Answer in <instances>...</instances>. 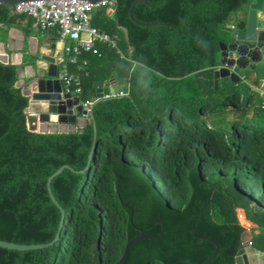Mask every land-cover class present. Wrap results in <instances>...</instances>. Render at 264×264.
<instances>
[{"label": "trees", "instance_id": "1", "mask_svg": "<svg viewBox=\"0 0 264 264\" xmlns=\"http://www.w3.org/2000/svg\"><path fill=\"white\" fill-rule=\"evenodd\" d=\"M111 1L113 15L99 8L92 24L118 36L124 58L96 45L82 54V71L69 67L82 101L95 99V82L127 81L126 96L93 105L95 136L90 122L74 133L28 131V98L15 84L29 58L0 63V240L51 242L60 213L46 182L63 165L73 169L50 184L65 211L55 244L0 248V264H117L137 229L151 238L132 245L125 264H203L215 250L207 239L219 248L210 264H234L241 210L264 256L262 100L239 84L213 86L219 43L234 33L229 19L252 0H146L132 16L161 24L149 27L130 20L135 0ZM34 25L0 5V42L12 28L29 37Z\"/></svg>", "mask_w": 264, "mask_h": 264}, {"label": "water", "instance_id": "2", "mask_svg": "<svg viewBox=\"0 0 264 264\" xmlns=\"http://www.w3.org/2000/svg\"><path fill=\"white\" fill-rule=\"evenodd\" d=\"M37 1L50 2L54 0H0V5L16 8L20 4ZM81 1L96 4L102 0ZM145 3L146 0H135L130 5L128 10L130 20L138 26L161 25L160 23H140L134 19L132 16L133 9L139 4ZM229 22L232 24L234 33L228 41L219 43L218 67L213 72L215 90L218 86L222 88L228 84H238L240 81L239 71H255L258 69V72H261L260 76L264 75V0H252L240 12L231 16ZM63 47L64 44L62 42H59V44L54 43L48 49L50 53L46 52L47 49H39L37 53L30 55L28 66L32 68L34 75L27 79L23 78L24 81L22 82L18 80L15 84L16 88L22 87L23 95L28 98V106L25 110L27 129L33 133L66 134L80 131L86 122H90L95 136L96 127L92 112L89 116V121H86L81 116L80 98L72 96L70 93H65L62 90L60 81L57 79V67L63 63ZM0 63L14 65L6 53H0ZM23 71L24 68L22 70L19 69V78L22 76ZM93 88L95 89L94 104L110 97L123 98L127 95V87L124 84H118L114 79L107 82H95ZM73 107L76 108V114L72 112ZM79 120H83V123L78 124ZM49 125H70L71 129L64 127L61 129L49 128ZM94 148L95 137L90 149L89 159L92 157ZM64 170L73 172L71 167L63 165L50 175L46 182L50 201L60 213L59 226L53 240L47 244L37 245H23L0 240V248L22 252L41 250L55 244L64 224L65 211L52 194L50 184ZM130 224L132 225V217H130ZM137 230L140 234L126 242L117 264H125L132 245L141 240L151 238L144 235L140 229ZM247 234L248 230H245L241 235L242 244L235 255L234 264H264V258L262 256L257 258L254 247L248 245V241H246ZM207 240L215 246V250L212 256L204 261L203 264H210L218 256V245L211 239Z\"/></svg>", "mask_w": 264, "mask_h": 264}, {"label": "built area", "instance_id": "3", "mask_svg": "<svg viewBox=\"0 0 264 264\" xmlns=\"http://www.w3.org/2000/svg\"><path fill=\"white\" fill-rule=\"evenodd\" d=\"M99 8H104L107 15L111 16L114 12V2L102 0L92 4L81 0L37 1L20 4L15 8L18 13H25L34 19L35 25L41 31H56L59 41L64 44L63 53L66 58L57 73V79L61 83L62 90L72 96L79 97L81 93L80 76L70 73L68 68L74 66L76 70L82 71L87 65L85 61H79L83 53L91 51L96 45H105L124 58L120 53L118 36H111L100 31L92 24L93 14ZM255 91L262 100L260 106L263 109L264 83L260 84ZM93 105L94 100L82 101L80 99L79 101L81 116L86 121H89ZM72 112L76 114L75 107ZM248 245L252 246L251 241H248Z\"/></svg>", "mask_w": 264, "mask_h": 264}, {"label": "crops", "instance_id": "4", "mask_svg": "<svg viewBox=\"0 0 264 264\" xmlns=\"http://www.w3.org/2000/svg\"><path fill=\"white\" fill-rule=\"evenodd\" d=\"M108 15L110 16V14ZM34 27L35 29L29 37H26L24 33L18 29H15V28L10 29L8 31L6 40L3 43H0V53H6L9 56V59L12 61V63L16 66H21L23 62H26L27 58H29L30 55L37 53L39 49H42V50L47 49L46 52L50 53V51L48 50L49 47L54 43L59 44L60 42L58 39L57 33L54 30L45 32V31H41L40 29H38L36 25H34ZM53 31L55 32V34L52 33ZM65 59L66 58L63 53V61H65ZM81 59H82V56H80L79 61ZM85 62L87 63V61ZM63 64L64 62L61 65ZM28 65L29 63L24 67L22 76L19 78L20 82L34 75V71ZM61 65L57 67V73ZM69 69L70 68H68V70ZM36 72H39V71H36ZM239 73H240V81L238 84L240 86H244L245 88H247L249 92L257 94L255 89L258 86H260V84L264 83V75L258 77V69L255 71H248V70L239 71ZM118 84H124L127 87V81L124 83H118ZM232 85L235 86L237 84H232ZM256 101L257 100H255L253 104L248 105L249 108L255 107ZM257 102H259V100ZM252 111L250 113L251 116L253 115ZM82 123H83V120L78 121V124H82ZM48 127L55 128V129H61L63 127L66 129H71L70 125H67V126L49 125ZM248 232L250 233V230H248ZM256 252L261 253L260 251H257V250Z\"/></svg>", "mask_w": 264, "mask_h": 264}, {"label": "rangeland", "instance_id": "5", "mask_svg": "<svg viewBox=\"0 0 264 264\" xmlns=\"http://www.w3.org/2000/svg\"><path fill=\"white\" fill-rule=\"evenodd\" d=\"M243 88H245L244 86H241V89H243ZM74 96V95H73ZM252 108H250V110H251ZM238 215H239V223H240V225L242 226V227H245L246 229H247V222H246V220L242 217V215L244 216V212L241 210V211H238V213H237ZM248 230V229H247ZM258 234V232L256 231V232H252V231H250V233L248 232V234H247V236H246V241H251V243L253 242V244H252V247H253V245H254V249L255 250H257V251H259V248H258V244H259V242H262V238H261V236H258L257 235ZM256 254H257V258H259L260 256H262L263 258H264V256H263V254H262V252L261 253H258V252H256Z\"/></svg>", "mask_w": 264, "mask_h": 264}, {"label": "flooded vegetation", "instance_id": "6", "mask_svg": "<svg viewBox=\"0 0 264 264\" xmlns=\"http://www.w3.org/2000/svg\"><path fill=\"white\" fill-rule=\"evenodd\" d=\"M240 11H241V10H240ZM240 11H239V12H240ZM227 27H228V29H229L230 31L233 32V30H232L233 27H232V24H230V22H229V24L227 25Z\"/></svg>", "mask_w": 264, "mask_h": 264}]
</instances>
